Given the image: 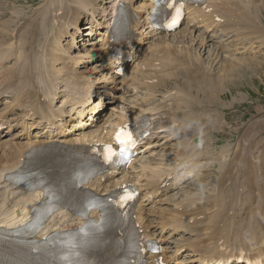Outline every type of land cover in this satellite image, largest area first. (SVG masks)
<instances>
[{
    "label": "bare ground",
    "instance_id": "bare-ground-1",
    "mask_svg": "<svg viewBox=\"0 0 264 264\" xmlns=\"http://www.w3.org/2000/svg\"><path fill=\"white\" fill-rule=\"evenodd\" d=\"M37 1L29 0L31 3H37ZM93 1L58 0V3L54 5L47 4L48 6H44L43 9L35 11L32 17L28 15L29 10L23 12L14 10L9 20H5L10 15L9 10L0 13V106L2 104L5 106L0 110V225L2 226L15 227L28 222L32 215L31 211L33 212L42 200L41 191H33L20 186L14 182L10 175L21 168L22 159L25 158L29 149L32 146L51 141H58L65 145L76 141L75 138H71L70 133L71 139L62 138L61 136L66 135V126L75 123L79 116L83 114V109L90 103L91 100L89 99H92L95 90L91 89L92 86L89 87L91 85L89 82L91 81L90 77L88 75L86 77L82 76L83 74L71 66L73 65V56L70 51L74 46L69 44L67 48H64L63 39L67 34H70V27L75 29L72 39L79 35L83 19L86 17L87 20L91 18L90 22H86L100 24L98 22L102 18L100 15L105 14L109 7L106 3H110L113 13L105 20V33L108 34L109 28H114L115 24L112 21L115 17L118 0L109 2L95 0L99 2L97 6L88 9L89 6L93 5ZM121 1L124 6L126 24L131 34L137 35L132 27L143 32L150 24L149 18L152 6L148 3L149 0ZM133 1H136L137 8L134 7ZM3 3L4 1H1L0 6ZM204 4V7H196L190 11V21H188L187 26L180 25L179 29L173 33L153 39L157 42H152L154 46H150L151 49L149 48L143 54H141L142 50L140 51L141 45H137L136 52L140 51L139 56L141 54L139 65L142 66V69L144 66L145 69L147 67L151 68V72L144 73L145 70H143L142 74H138L137 72L140 69L136 68V72L129 76L128 86L133 83L134 88L140 89L143 94L147 95L148 93L147 98L149 100L147 98L143 100L137 98L139 94H135L136 101L134 107H131L130 110L133 111L135 106H138L139 112L130 113L126 116L124 112L128 110L124 109L119 118L113 120V122L112 119L104 121L102 118L103 113L101 118L98 117L96 120L98 124L95 126V130H88L80 134V142L102 140L98 137L106 129L105 125L107 123L110 122L114 126L139 115L148 117L146 111L150 110L158 115L154 119L156 124L151 128V138L161 134L156 130L165 128L168 131L164 132L165 136L163 138H177L179 140V152H172L171 157L168 158L170 159L168 163L163 158L150 159V157L142 165L139 164L142 176L129 179L126 174L123 175V171L119 170L105 173L90 181L88 184L100 193L109 192L118 185L135 182L143 178L144 183L140 187L143 195L140 199L147 197L152 200L153 195L168 189L165 187L164 181L170 175H174L172 181L181 180L184 176L188 178L191 173L198 174L201 167L207 165L202 176H198L202 178L199 179V182L204 188L202 181L207 174L206 170L210 166L214 168L213 174L210 173L211 170L209 172L211 175L209 182L206 181V185L216 184H214L212 193L210 192L211 195L206 197L204 204L193 206V200L191 202L181 201L177 205V209L182 207V211H172L173 208L164 207L157 209L154 205L151 207L152 209L146 208V212H153V209L158 210L156 213L158 220L161 221L162 231L166 228L173 229L176 232L184 229V231L191 234L192 238L180 240L179 244L167 240V243L174 246V250L170 254L167 253V248L170 246L167 248L162 246L165 261L175 262V264H182V262L194 264L196 260L198 264H205V261L215 257L216 242L224 237H227L226 242L233 239L235 244L243 248H256L258 252L264 254V111L262 110L264 106L259 105L255 109L262 116L259 119L256 118L249 125H242L241 123L244 120L240 121V116L233 122V125L238 126L237 128L234 127V131L239 136L235 143L236 148L231 150L230 159L226 157L227 152L225 153L223 150L219 157L212 155L213 151L210 150L212 149L210 144L220 145L225 139L219 131L224 129L228 117L227 114L224 115V111L228 110L234 102L228 104L226 100L220 99L219 96L224 90L228 89L227 82L234 81H229V78L234 75H238L237 78H240L241 75L237 74L239 73L238 69L259 62V56L252 54L253 49L251 47L257 42L259 43L258 46L264 47V30L260 26L262 20L257 22V18H260V16L257 15L259 12L256 10L257 7L255 8V0H210ZM66 5L67 7H65ZM100 5H102V10H98ZM59 9L63 11L62 16L56 14ZM257 9L259 10V8ZM254 21L255 23H253ZM202 24L210 25L207 29L212 28V35L200 36L196 34L195 28ZM253 24L256 25V28L253 27ZM78 29L79 32L76 31ZM219 32H222V34L220 35ZM216 35L221 39L226 37V41H229L228 45L220 47V44L215 42ZM255 35L256 39L261 40V42L251 40L250 43L249 41L247 45L251 44V46L248 49L246 41L249 38L252 39ZM141 42L150 43L144 38ZM194 42H197L200 47L199 52L190 50L188 47H182ZM89 43H92L90 45L94 51L93 54L97 55V48L94 47L95 41ZM108 44L109 49L105 51L104 55L96 56V59L98 60V57H100L103 60L108 59L116 63L112 56L113 45L109 42ZM212 45H216L214 52L211 50L213 48H208ZM203 48L208 49L207 58H210L208 60L211 61V66H207L202 58ZM239 49L252 52L247 56H245L246 53L243 56H234L233 52H238ZM209 52L211 53L209 54ZM213 63L220 66L213 67ZM258 69L263 70L264 65H260ZM170 78L174 79L176 89L172 92L160 91L162 87L166 86ZM145 80H151V83L145 85ZM114 83H117V81L112 78V84ZM157 92L163 95L164 101L157 103L155 98V101L148 104L147 102L153 99ZM60 95L68 98L62 101L61 105L56 103ZM240 97V99L246 98L245 96ZM237 99L238 97L234 100ZM67 103H70L68 111L65 108ZM183 104H186L185 108L187 107L192 111H200L198 115L189 113L190 122L188 124L182 113H180V107ZM102 106L101 99L90 109L98 111L103 109ZM17 110H22L23 116L21 111L17 112ZM65 113L69 114L67 121L61 123ZM165 115L171 120L170 122H167ZM19 116L22 117L18 118ZM150 116L153 118L155 115ZM201 116L207 117L203 124L199 121L202 118ZM61 125H64L63 128H61ZM112 126L110 130H114ZM18 127L23 128L22 136L25 139L3 140L6 136L11 137ZM1 128L14 131L11 134L9 132L3 134L6 131H2ZM28 130L32 133L30 134ZM43 130H47L46 135L43 134ZM55 132L61 133V135ZM72 132L79 134L76 125H74ZM200 133L208 138L201 149L198 147L202 145L200 141L195 142L194 139ZM34 135L38 138H35ZM213 135H216L219 139L212 141ZM151 144L152 142H150ZM65 145L55 144L54 147L57 151H66L69 148ZM39 152L38 150L37 153L39 154ZM254 160L257 162H254ZM57 163L59 166L66 164L78 165V168L81 165L79 158L60 160ZM180 166L185 169L186 174L178 170ZM215 167L218 169H215ZM38 168L36 166L34 170ZM116 175L120 176L115 180L114 176ZM170 186H174V183L172 182ZM198 216H204V218L195 220L193 223L190 222L192 218ZM137 221L144 227L147 236L156 237L158 235L159 231L155 233L156 229L152 230V227H154L152 221L145 220L144 206L142 211L138 213ZM82 223L79 217L67 211L59 210L52 214L46 223L39 227L37 232L42 238L52 233H56L58 236H66L67 232L73 231ZM34 225H37V220H34ZM160 239L162 240L163 237L160 236ZM164 241L166 242L165 238ZM117 247L118 241L114 238L113 250ZM185 251L192 252L191 255H194L196 259L183 258L184 255L182 254ZM59 252L62 255L71 254L67 246L61 247ZM115 264H123V255L115 261Z\"/></svg>",
    "mask_w": 264,
    "mask_h": 264
},
{
    "label": "rangeland",
    "instance_id": "rangeland-1",
    "mask_svg": "<svg viewBox=\"0 0 264 264\" xmlns=\"http://www.w3.org/2000/svg\"><path fill=\"white\" fill-rule=\"evenodd\" d=\"M1 1H4V3H3V5L0 6V13H3L5 10H9V12H10V15L8 17H6L5 20L11 19L12 13L14 10H19V11L21 10L22 12L24 10H29L30 13L28 15L30 17H32L34 15L35 11L43 9L44 6L54 5V4L58 3V0H52V1L51 0H38L37 3H31V2H29V0H21V1H19V0H1ZM109 1H111V0H106V2H109ZM259 2L260 3L262 2V3L260 4ZM92 3H93V5L89 6L88 9L95 8L99 2L94 0ZM106 5H109V7L106 10L107 11L106 16L102 17L99 21L101 24L95 23L92 25L89 23L91 21V18L89 20H87V17H86L83 19V25L81 26V32L79 35H76L72 39V34L74 33L75 29L70 27L69 32L71 35L67 34L65 36V38L63 39L64 48H67V46L69 44H73V46H74V48L70 51L72 56H73L72 57V64L73 65H71V66H73V68L77 69L81 74H83L82 76L86 77V75H88V77H90V79H91V81H89L91 83V85L89 87L91 88V86H92V88H91L92 90H94V88H95V95L93 97L94 104H92L90 107H88L85 110L86 112H85L84 116L82 117V122L89 120V118H91V117L92 118L97 117V115H95L96 112H94L90 108L93 105H95V103L98 102L99 97H102V99H103V106H102L103 109L99 110V111H101V115L104 113L103 114L104 116L102 115V118L104 121L106 119L107 114H109L108 111H110L111 109L112 110H119L122 108L123 110L125 109V110L129 111L130 108L134 105V103H135L134 101H136V98L132 97L131 91H128L127 98H124V89L127 88L129 90L128 85L127 86L122 85L121 82H117V83L112 84V82H111L112 79L110 78V75L112 73L110 72L109 75H107L108 72L101 65V62H99L100 60L96 59V56H98V53H97V55L93 54L94 51L92 49V46L90 45L92 43H89L92 41H96L95 38L100 39L99 43L95 42V44H94V47L99 46L97 51L98 52L100 51V49H101L100 45L102 43V38L100 36L97 37L96 35H94V33L99 32L100 30L103 29V26H104L103 22L107 19V14H109V11H110L109 10L110 9V3H106ZM255 5H256L255 8L256 7L259 8V10L257 8H256V10L260 14V15L257 14L258 16H260V18L256 17L258 19L257 22H260V20H262V24L260 26L263 27V30H264V9H263L264 8V0H255ZM10 6H11V8H10ZM65 7H67V5ZM98 10H102V5H100L98 7ZM26 12H28V11H26ZM62 13H63L62 9H59V11L58 10L56 11V14H59V16H62ZM86 21H89V22H86ZM255 21L253 23H255ZM253 27L256 28V25L253 24ZM76 31L79 32V29ZM100 34H103V31ZM256 34H258V33H256ZM178 38L181 39L182 37H178ZM251 40L258 41L259 39H256V35H255L252 39L249 38L246 41V45H247V43H249V41L251 43L252 42ZM259 41L261 42V40H259ZM152 42L156 43L157 40L150 39V43L145 44L144 49L142 50L141 54H143L144 52L149 50L150 46L151 47L154 46V44ZM194 43H191V44L189 43L185 46L184 45L182 46V44H181V46L183 48L188 47V49H190V50H194L195 52H199L200 47L198 46L197 42H194ZM258 44L259 43L257 42L256 44L253 45L252 54H256L259 56V58H258L259 62L255 63L252 66H244V68L241 67L240 69H238L239 73H237V74L241 75L240 78H237L238 75L231 76L229 78V81L230 80H234V81L227 82L228 89L224 90V92H222V94L219 96L220 99L226 100L228 104L229 103L231 104L232 102H234V104H231L230 108H228V110L224 111V115L227 114L228 117H227L226 122L224 124V129H221L219 131V133H222V135H224L223 138H225V139L220 145H211L210 144V147H212V149H210V150L213 151L212 155H215V156L217 155L219 157L221 152L225 151V153L227 152L228 154L227 153L226 154L224 153V154L226 155L227 158L229 157L228 159H230L231 153H232L231 150L236 148L235 143L237 142V137L239 136V134L234 131L235 128H237L238 126L233 125V122H235L240 116L241 118L239 120L240 121L242 119L244 120L241 124L242 125H245V124L249 125L251 122L255 121L256 118L259 119L260 116H262V115H259L255 110L259 105L264 106V69L263 70L258 69L260 67V65H264L263 64L264 63V47L258 46ZM179 45H180V43H179ZM215 47H216V45H212L208 48H213L211 50H213V52H214ZM207 51H208V49L207 50L204 48L202 49V58L206 62L207 66H211V61L208 60L210 58H207L208 57ZM262 51H263V53H262ZM210 53L211 52H209V54ZM241 55L242 54H237L236 57L241 56ZM245 56H247V55H245ZM140 59H141V56L139 57L138 62L140 61ZM261 60H263V61H261ZM212 66L213 67L216 66L215 63H213ZM218 66H220V65L218 64L216 67H218ZM253 66H255V67H253ZM215 71H216V69H215ZM170 79L167 82L166 86L162 87L160 89V91L172 92L174 89H176V87L174 86V84H175L173 81L174 79L173 78H170ZM119 80L122 81L123 79H119ZM155 95L156 96L154 97V101H155V98H156L157 103L164 101L163 97H162L163 95H161L158 92ZM240 96H245L246 98L240 99L241 98ZM236 97H238V99L235 101L234 99ZM61 98H63V97H61ZM185 105L186 104L181 105L182 107H180V111H181L180 113H182L184 120L188 124L190 122L189 113H191V114L193 113V114L198 115L200 113V111H192L191 109H189L187 107L185 108ZM122 106H125V107L123 108ZM4 107L5 106L2 104L0 106V110H2ZM109 108H111V109H109ZM134 110L137 111L138 106H135ZM262 110L264 111V109H262ZM18 111H21L22 116H23L22 110H17V112ZM101 115L99 114L100 118H101ZM22 116H19L18 118H20ZM104 117H105V119H104ZM164 117L167 120V122L171 121V120H169L167 115H165ZM201 117L202 118H200L199 121L203 124L204 120L207 117L206 116H201ZM77 118H78V116H77ZM13 125H14V123H13ZM88 126H90V124H88ZM223 130H225V131H223ZM13 131L14 130H12V131L6 130V133L7 132L12 133ZM28 131L30 134L32 133V131L31 132H30V130H28ZM46 131L43 132L44 135H46V133H45ZM23 132H24L23 128L18 127L12 133L11 137L6 136L3 140H5V139L14 140V138H15V140L25 139L22 136ZM213 136L211 138L212 141H217L219 139V137H217L216 135H213ZM232 136H234L236 138H234V137L232 138ZM34 137L38 138L35 135H34ZM206 137L202 133H200L199 136L196 137L197 139H199L200 144H202V145L198 146L199 149L203 148L204 143H206V141H208V138H206ZM71 138H73V137H71ZM196 138H194V139H196ZM153 140H154L155 145L160 146L159 149L156 147H153V151H155V152L154 153H151V152L145 153L143 155L142 161L148 160L150 157H151L150 159H159V157H160V158L165 159L164 161L166 163H168V161L170 160L168 158L171 157L172 152L173 153L179 152V150H178L179 140L177 138H173V139L162 138L161 140H159V142L157 139L153 138ZM196 152H198V151H196ZM158 153H159V155H158ZM227 158H226V160H227ZM224 160H225V158H224ZM254 162H257V161L254 160ZM138 164H140V162ZM140 165H142V164H140ZM206 167H207V165H206ZM206 167H202L200 172H198V174H196L195 177L193 176L194 173H191L188 181L185 184H183V185L180 184L179 188H176L174 190H170V191L168 190L167 192H165V194L161 195L156 201L149 202L150 199L149 200L145 199L143 201V204L145 207V220L146 221H152L153 226H154V227H152V230L154 231L156 229L154 231L155 233H156V231L160 232V230H161V233H158V232L157 233H158V235L160 234V236L163 237L162 240H163L164 246H166V247L170 246L169 249L170 248L171 249L169 251L167 248V253H169V254L174 249V246L171 243H167V240H169L170 242H176V244H179L180 240H189L190 238H192V236L187 231H184V229H180V230H178V232H176L173 229L166 228L164 231H162L161 221L158 220V215L156 213V211H158V210L153 209L152 210L153 212H150V211L146 212V208L152 209L151 207L154 205L157 209L160 207H164V208H168V209L173 208V209H171L172 211H175V210L182 211V209H181L182 207L177 209V205L180 204L181 201L191 202L193 200V204H192L193 206H197L198 204H201V205L204 204L206 197L211 195L212 189L214 190V184H216V183H213L212 185H209V186L206 185V181L209 182L210 175L214 173L213 171H215L214 168H211V166H210V168H208V170H206V172H207L206 176L203 177V178H205L202 181V184H204V188H203V186L200 185L201 182H199L200 181L199 179H202V178L198 177V176L199 175L202 176ZM140 169H141V167H140ZM215 169H218V168L215 167ZM210 170H211V172H210ZM134 173H135V175L139 174L140 176H142V171H139L138 169L134 170ZM202 225H200V226H202ZM167 229H169V230H167ZM181 235H182V237H181ZM164 238L166 239V242L164 241ZM177 240H179V241H177ZM185 249H187V248H185ZM191 253L192 252L185 251L182 254V255H184L183 258L189 257L192 260L196 259V257L194 255L190 256ZM194 264H198V261L196 260V262Z\"/></svg>",
    "mask_w": 264,
    "mask_h": 264
},
{
    "label": "water",
    "instance_id": "water-1",
    "mask_svg": "<svg viewBox=\"0 0 264 264\" xmlns=\"http://www.w3.org/2000/svg\"><path fill=\"white\" fill-rule=\"evenodd\" d=\"M39 255L37 249L32 250L30 243L7 240L0 234V264H34V259Z\"/></svg>",
    "mask_w": 264,
    "mask_h": 264
},
{
    "label": "snow or ice",
    "instance_id": "snow-or-ice-1",
    "mask_svg": "<svg viewBox=\"0 0 264 264\" xmlns=\"http://www.w3.org/2000/svg\"><path fill=\"white\" fill-rule=\"evenodd\" d=\"M117 141L119 143H124L126 141H131L132 137L130 133H124V132H119L116 137ZM132 197L130 195H125L122 199L123 200H128L131 199Z\"/></svg>",
    "mask_w": 264,
    "mask_h": 264
}]
</instances>
